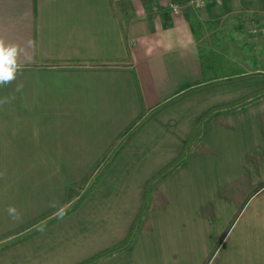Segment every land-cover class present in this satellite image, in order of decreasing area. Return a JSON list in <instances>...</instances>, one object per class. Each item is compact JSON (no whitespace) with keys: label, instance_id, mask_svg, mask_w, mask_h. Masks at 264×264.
I'll use <instances>...</instances> for the list:
<instances>
[{"label":"crops","instance_id":"obj_1","mask_svg":"<svg viewBox=\"0 0 264 264\" xmlns=\"http://www.w3.org/2000/svg\"><path fill=\"white\" fill-rule=\"evenodd\" d=\"M0 42L19 65L0 84V239L72 198L152 113L0 264H77L124 240L210 110L129 244L90 264H264V0H0Z\"/></svg>","mask_w":264,"mask_h":264},{"label":"trees","instance_id":"obj_2","mask_svg":"<svg viewBox=\"0 0 264 264\" xmlns=\"http://www.w3.org/2000/svg\"><path fill=\"white\" fill-rule=\"evenodd\" d=\"M213 112V110L207 111L204 113L196 122V125L189 135L188 139L186 140L180 154L174 158L171 162H169L166 166H164L161 170H159L154 176H152L147 184H146V193L144 195V201L140 212L136 216L135 220L133 221L131 228L125 237L124 240L118 242L117 244L108 247L99 253L95 254L91 258H88L82 262L77 264H90L95 262L105 256L112 254L115 251H118L124 247H126L138 226L142 213L144 212L147 206V200L150 192L151 185L155 180L159 177L163 176L164 174L168 173L174 166L180 163L192 150L193 146L200 140L201 138V128L208 119L209 115ZM152 113L148 112L147 110L144 111L143 115L138 118L124 134H122L116 142L111 146V148L106 152L104 157L101 161L88 173L85 179L77 186L76 192L72 198H70L67 202L61 204L59 207L52 210L50 213L41 216L40 218L36 219L33 223H30L19 230L3 237L0 239V249L9 246L15 242L23 240L28 236L40 231L56 219L64 216L65 214L69 213L73 209H75L78 204L82 201V199L88 194L90 189L96 184L98 179L102 176L104 171L108 168L112 160L115 156L120 152L122 147L125 143L130 139L133 134H135L148 120ZM146 196V198H145Z\"/></svg>","mask_w":264,"mask_h":264},{"label":"clouds","instance_id":"obj_3","mask_svg":"<svg viewBox=\"0 0 264 264\" xmlns=\"http://www.w3.org/2000/svg\"><path fill=\"white\" fill-rule=\"evenodd\" d=\"M17 47L0 42V84L8 83L14 79V74L19 65L17 64ZM9 215L15 217L16 209L10 207Z\"/></svg>","mask_w":264,"mask_h":264},{"label":"built area","instance_id":"obj_4","mask_svg":"<svg viewBox=\"0 0 264 264\" xmlns=\"http://www.w3.org/2000/svg\"><path fill=\"white\" fill-rule=\"evenodd\" d=\"M197 1H202V0H197ZM169 5H170V8L172 10H174V11H177L178 10V4L176 2H171Z\"/></svg>","mask_w":264,"mask_h":264}]
</instances>
